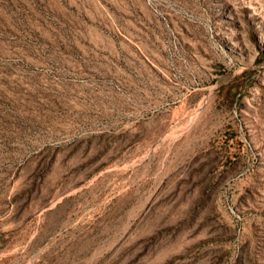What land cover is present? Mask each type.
I'll return each mask as SVG.
<instances>
[{"label":"rangeland","instance_id":"obj_1","mask_svg":"<svg viewBox=\"0 0 264 264\" xmlns=\"http://www.w3.org/2000/svg\"><path fill=\"white\" fill-rule=\"evenodd\" d=\"M0 264H264V0H0Z\"/></svg>","mask_w":264,"mask_h":264}]
</instances>
